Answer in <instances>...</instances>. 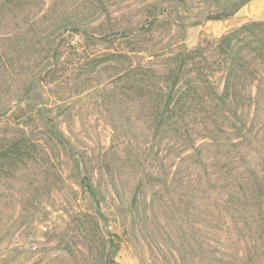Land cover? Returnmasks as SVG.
Masks as SVG:
<instances>
[{
  "label": "trees",
  "instance_id": "trees-1",
  "mask_svg": "<svg viewBox=\"0 0 264 264\" xmlns=\"http://www.w3.org/2000/svg\"><path fill=\"white\" fill-rule=\"evenodd\" d=\"M21 1L14 0L13 6L1 0L0 5L1 20L9 22L12 32L15 30L1 40L2 45H6L3 49L27 54L25 60H29L28 65L20 68L21 72L25 71L20 94L45 82L39 78L42 69L34 65L33 58L42 56L44 51L40 52L38 45L45 39L52 41L56 31L59 36L67 30L94 38L93 34L97 33L94 31L98 30L103 33V39H108L113 36L109 31L119 29L123 30V37H134L141 32L150 37L161 16L174 22L170 24L169 34L178 33L186 26L185 19H179L178 11L167 10L154 11L149 15L151 21L144 26L124 23L88 29L74 19L79 16L75 12L52 9L34 12V17L20 10ZM249 1L226 0L228 4L219 5V13L209 14L206 20L228 19ZM30 19L32 23L28 25ZM262 40L264 22H251L207 45L192 49L185 43L167 45L162 48L166 58L161 65L136 60L129 63L132 55L120 54L128 63L119 69V79L131 82V98L147 109L150 120L147 149L137 138L124 141L130 150L126 161L131 160L132 155L137 156L133 185L131 181L118 179L117 170L108 157L92 161L88 155L76 156L78 165L84 169L87 192L95 194L93 177L97 171L105 173L113 183V193L119 202L128 206L133 234L161 258V264H264V73L261 68L264 67V48L259 46ZM159 46L162 47V43L152 36L142 51L152 54L161 50ZM7 54L0 57V113L3 114L12 108V97L5 101L3 90L9 78L7 74L21 62V57ZM50 59V56L45 57V61ZM35 70L38 74L41 72L36 78ZM9 75L12 78V73ZM103 103L110 115L111 98L104 96ZM31 104L28 103V108ZM118 114V128L131 130L125 109H119ZM45 128L49 136L46 145H41L39 150L24 125L12 129L13 142H8L6 131L5 138L0 137V169L4 166L3 159L13 150L21 154V149L31 150L30 145L42 155L39 161L48 165V169L42 170L47 178L54 175L62 180L55 157L61 162L68 151L73 152L75 144L63 125L53 122ZM2 131L0 128V134ZM112 150L115 151V147L110 148L108 154L117 155V151ZM94 164L99 167L97 171ZM48 190L43 186V192ZM36 203V199L31 198L27 214H23L25 210L20 211L8 227L3 228L0 222V241L8 232H17L18 224L22 226L29 221L38 210ZM99 212L96 210L95 216L82 218L92 224V231L98 235L101 233ZM101 242L102 261L108 264L113 259H107L110 251H106L105 234ZM205 249L208 255L203 257Z\"/></svg>",
  "mask_w": 264,
  "mask_h": 264
},
{
  "label": "rangeland",
  "instance_id": "rangeland-1",
  "mask_svg": "<svg viewBox=\"0 0 264 264\" xmlns=\"http://www.w3.org/2000/svg\"><path fill=\"white\" fill-rule=\"evenodd\" d=\"M8 1L13 6L16 4L14 0ZM225 1L22 0L18 7L26 14L29 12L33 15L34 12L52 9L68 10L77 13L79 16L74 19L88 29L124 23L144 26L151 21L149 15L154 11L167 10L178 11L179 19H185L186 23L180 32L172 35L169 34V27L174 22L164 20L161 16V21L155 24L150 37L143 36L142 32L134 37H123V30L119 29L109 31L113 36L108 39H103V33L98 30L94 31L97 32L93 34L94 38L67 30L59 36L56 31L51 37L52 41L45 39L41 46L38 45L40 52L44 51L42 56L33 58L34 65L42 69V74L35 70L33 75L36 78L41 74L39 78L45 82L36 84L24 94L20 92L25 82L22 78L25 71L21 72L20 68L21 65H28L29 60H25L27 54L25 56L23 53H11L3 49L6 45H2L1 40L15 30L12 32L9 22L0 18V57L6 53L14 58L21 57L19 66L16 65L15 70L9 69V78L3 89L5 101L12 97V108L7 114L0 113V128L3 129L0 137L5 138L8 134V142H13L12 129L22 124L31 133V138L36 141L33 145H37L36 150H39L41 145H46L45 141L49 136V132L45 130L46 124L54 122L67 129L75 144L73 152L68 151L61 162L54 156L62 180L56 179L54 175L51 179L47 178V173L42 170L48 169V165L39 161L42 155L30 145L31 150L21 149V154L13 150L8 158L3 159L4 166L0 169V222L3 228L8 227L19 216L20 211L25 210L23 214H27L31 198L36 199L38 210L22 226L18 224L17 232H8L9 235L0 241V264H103L101 239L104 234L108 241L106 251H110L107 259H113L108 264H161V258L156 257L147 243L133 234L128 206L119 202L113 193V183H110L105 173L97 171L99 167L95 164V194L92 196L87 192L83 182L86 177L84 169L78 165L76 155H88L92 161L108 157L117 170L118 179L131 181L130 185H133L137 156L132 155L131 160L126 161L130 150L127 149L128 144L124 145V141L127 143L137 138L147 149L150 120L147 109L132 100L131 82L119 79V69L122 65L127 66L128 61L132 63L135 60L142 63L153 62L152 66L161 65L166 58L162 48L167 45L185 43L192 49L207 45L245 24L264 22V0H250L228 19L206 20L209 14H218V9H221L219 5L228 4ZM31 23L32 19L28 21V25ZM152 36L162 43V47L159 46L161 50L149 54L142 49L150 43ZM259 46L264 48V40ZM73 50L79 53L76 54ZM123 52H129L132 58L128 61L121 58L120 54ZM54 55L62 61L53 60ZM49 56L52 59L45 61V57ZM261 68L264 73V67ZM9 73H12V78ZM13 93L16 94L12 96ZM104 96H109L112 101L110 115L103 103ZM28 98L30 100H25ZM33 100L35 101L32 103ZM28 103H32L31 108H28ZM122 108L125 109V116L131 120V130L128 132L120 130L116 125L119 109ZM133 127L135 130L132 131ZM112 147L117 151L115 156L108 154ZM15 162L17 164L14 165ZM43 186L50 190L43 192ZM96 210L100 211L99 235L92 231L93 226L88 220L82 219L95 216ZM117 247L118 251L114 254ZM206 250L203 257L208 255Z\"/></svg>",
  "mask_w": 264,
  "mask_h": 264
}]
</instances>
